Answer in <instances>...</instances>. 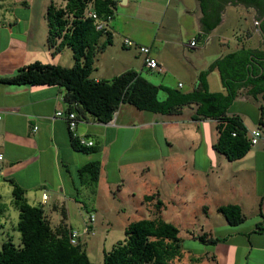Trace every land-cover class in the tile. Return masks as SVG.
<instances>
[{"label":"crops","instance_id":"crops-1","mask_svg":"<svg viewBox=\"0 0 264 264\" xmlns=\"http://www.w3.org/2000/svg\"><path fill=\"white\" fill-rule=\"evenodd\" d=\"M38 1L39 12L35 10L37 0H0V76L13 74L20 67L35 61L66 67L74 64L73 53L70 58L61 55H70L65 48L59 54L52 53L48 46L49 28L46 17L50 4L46 5V0H42V3L41 0ZM51 2L54 3V0ZM129 2L130 0H123L122 3ZM63 4L64 0L57 3L58 6ZM200 4L199 0V6ZM205 15L203 11L199 18L201 35L196 40L208 43L210 33L221 27L225 20L222 18L215 28L208 31L205 24L208 18ZM114 18L115 15L109 26L112 34L115 31L112 26ZM216 21V17H210L211 24H215ZM253 24L255 25L254 19ZM244 33L247 40L257 35L262 38L257 25L254 28L251 25ZM241 39L238 38L241 43L232 51L244 45ZM115 42L113 34L112 44L97 55L96 59L100 58V61L96 72L91 74L93 79L108 80L130 69L142 75L143 71L151 74L161 73L145 67L143 55L139 51L137 54L140 63L137 64L122 53L110 51ZM149 46L152 57L157 59L165 70L163 73H167L171 66L166 61V55L175 53L176 49L168 45L160 47L156 45V40ZM259 47L261 46L256 48ZM232 51L220 54L218 58L204 66L190 65L189 68L184 66L194 77L190 90H181L180 88L185 87L182 82L178 83L179 88L173 89L182 92L192 91L200 73L209 70L214 61ZM215 70L217 69L210 70L207 76L212 92L215 91L211 88L210 76ZM158 86L165 85L160 83ZM65 95L66 91L58 85L0 84V109L3 111V119L0 121V151L5 156L4 167L0 173V185L6 182L10 184L12 191L10 181L13 180L26 190L30 204H41L44 207L53 226L60 224L65 211L70 229H75L70 221L69 212L72 208L86 207L78 197L89 190V186L80 184L78 170L87 162L99 159L100 181L105 180L111 191L118 190L119 194L127 193L134 197V200L137 198L139 206H144L143 210H150L143 218H151L153 213L165 208L162 206V209L158 210L155 198L146 199V196L155 195L153 191L159 187L149 175L137 181L131 176V169L139 170L143 167L141 172L153 171V166L158 164L157 159L167 162V158L158 153L145 155L138 152L144 141L157 143L161 137L166 144L172 146L174 140L184 142L186 139L190 149L198 150V154L191 153L190 156L183 158L184 168L186 165L192 168V173L187 174L189 181L185 185L189 189H186V194L195 197L198 195L203 206L202 215L196 218L201 221L199 230H190L189 236L195 239L205 234L208 238L221 237L227 240L216 245L199 240L210 249L206 248L196 253L192 247L184 248L183 256L175 261L176 264H264V131L260 126L263 99L258 103V97H254L247 88H242L229 107L228 114L239 115L249 132L255 129L262 132V138L243 158L231 161L214 147L219 137L218 122L213 119L193 120L192 115L196 109L194 105L185 106L179 112L163 114L139 110L131 104H122L114 118L107 123L98 122L87 112L75 110L80 117L78 135L92 140L93 146L99 148L97 153L78 151L73 146L68 121L56 115L60 110H69ZM167 96L168 94L165 99ZM252 100L256 103L250 116L242 104ZM237 102L241 105L237 106ZM186 111L189 113L184 115ZM35 126L38 127L37 130L34 129ZM116 146L117 150L114 153ZM110 170L117 172V176L112 174L110 177ZM184 177L177 180L180 182ZM98 187L101 188V183ZM44 193L48 196L46 200L43 199ZM28 195L35 197L33 198L35 203L31 202ZM160 200L162 201L161 198ZM126 203L124 201L116 209L118 211L125 209L123 204ZM228 204L241 207L245 215V220L241 224L231 225L218 210L220 206ZM137 207L132 210L138 212ZM58 212L59 215L55 218L54 213ZM129 223L131 222H126L125 228ZM172 224L180 227L178 221L173 220ZM81 233L80 239L83 241L86 233L85 231Z\"/></svg>","mask_w":264,"mask_h":264},{"label":"trees","instance_id":"trees-1","mask_svg":"<svg viewBox=\"0 0 264 264\" xmlns=\"http://www.w3.org/2000/svg\"><path fill=\"white\" fill-rule=\"evenodd\" d=\"M207 15L208 31L221 21L225 3L236 2L253 7L259 13V24L264 32V0H200ZM117 0H64L62 6L51 2L47 8L49 28L48 43L52 53L70 48L74 64L66 67L58 64L35 61L17 69L13 74L0 76V84L58 85L66 91L65 100L69 110L87 112L98 122L107 123L122 104H131L139 110L170 114L179 112L185 106H195L193 120H216L219 137L215 149L229 160L243 158L253 146L249 130L239 115H229L228 109L247 88L254 96L264 101V37L259 48L245 44L235 51L214 61L209 70L200 73L194 89L182 92L168 86H158L140 72L130 69L113 78L95 80L91 77L95 69L97 55L112 44L113 34L107 30H97V20L88 16L94 10L99 17L114 15ZM216 17L211 24L210 17ZM208 21V22H207ZM260 33V32H259ZM261 34V33H260ZM262 35V34H261ZM106 36L105 39H102ZM219 69L224 92H212L209 88L208 73ZM159 90L167 92L165 100L158 97ZM260 126H264V104L261 105ZM76 150L97 153V146L86 147L72 138ZM101 172L99 159L87 162L78 170L82 186L98 187ZM12 203L18 210L15 229L20 233V243L12 239L3 242L0 249V264H98L91 260L85 241L74 245L70 241V227L67 214L63 211L59 225L53 226L41 204H30L26 190L10 181ZM95 192V190H93ZM153 196H146L152 199ZM160 210L161 200L156 204ZM86 208V207H85ZM233 225L245 220L238 205L228 204L218 209ZM90 213H92L90 211ZM180 229L160 216L131 222L125 228V237L104 250L101 264H176L183 256ZM198 239L206 244L216 245L226 238L202 234Z\"/></svg>","mask_w":264,"mask_h":264},{"label":"rangeland","instance_id":"rangeland-1","mask_svg":"<svg viewBox=\"0 0 264 264\" xmlns=\"http://www.w3.org/2000/svg\"><path fill=\"white\" fill-rule=\"evenodd\" d=\"M52 0H46V5L50 4ZM60 0H54L57 4ZM123 0H117L115 7V18L112 23L114 27L113 34L116 38L115 46L110 49L114 53H122L127 59L133 62L140 63V57L137 54L139 51L136 47L121 46V41L125 37H130L138 43V45H152L156 40V45L160 47L173 46L176 49L175 53H167L166 61L170 64L171 69L167 73H150L143 71V76L148 78L151 82L158 85L160 83L171 88H179L178 83L182 82L185 87L180 88L183 91L190 90L191 82L194 79L192 73L187 71L185 67L190 65L204 66L212 60L219 57L220 54L232 51L237 45H240L238 38H242L243 44L247 47L262 46L261 36L247 40L244 33L251 25L259 20V13L247 5L229 2L225 3L221 12V17L225 20L221 27L210 33V41L204 43L203 40L198 42L196 47H189L188 43L192 39H199L201 31L199 30V18L203 15L201 4L199 0H130L128 4L122 3ZM42 3V0H41ZM46 5L44 8H46ZM39 12V1L36 2V9ZM189 11H192L191 13ZM243 30V31H242ZM103 36L102 39H105ZM247 40V41H245ZM123 42V41H122ZM166 45V46H165ZM49 46V45H48ZM69 54H61L65 57H72L70 48H65ZM53 51V50H52ZM56 52L53 54H59ZM63 53V52H62ZM136 53V54H135ZM62 57V56H60ZM99 57V56H98ZM100 58L96 59L95 69L99 63ZM65 64L64 61H61ZM183 65V66H182ZM93 70V73L96 70ZM109 80V79H108ZM211 88L215 92L225 90L222 77L219 69L212 72L210 76ZM167 93L164 90H159L158 96L161 100L165 99ZM262 102L261 95L258 96V103ZM255 101L243 103L247 108L250 116L254 110ZM236 105H241L237 102ZM253 105V106H251ZM187 109V108H186ZM186 111L184 115H187ZM249 116V115H248ZM250 118V117H245ZM264 131V126H262ZM193 131V130H192ZM209 138V133L207 135ZM188 141L174 140L173 145L166 144L164 140L160 139L154 141H144L142 148L138 154H154L158 153L160 156L167 158V162L157 159L156 165L153 166V171L141 172L139 170L131 169V176L140 181L143 177L150 176L153 181H156L158 189H154L153 196L155 203L162 199L164 201V209L153 213L151 218L160 216L166 221L173 223L178 221L180 225L179 236L182 239V248L192 247L196 253L202 252L203 249H210L209 246L201 244L198 238H190V230H199L201 221L196 219L202 215L203 206L199 196H188L186 189H189L185 183L189 181L187 174L192 173L191 166L184 168L183 158L190 156L191 153H197L195 148L190 149ZM262 143V141H261ZM188 144V145H187ZM117 146L114 147V153ZM114 155V154H113ZM113 156L111 160H113ZM155 159V158H154ZM138 166V165H137ZM116 174L114 170H110V177ZM184 177V180L180 178ZM179 178V180H177ZM109 179V178H108ZM110 180V179H109ZM101 188L89 187L87 192L79 194V201L84 202L86 208H72L69 212L70 221L73 227L81 232L85 231L83 241L85 247L92 261L101 264L103 262L104 250H110L113 245L125 237L126 222H134L140 218L147 216L150 210H143L144 206H139L137 198L133 199L127 193L119 194L118 190H110L107 187L105 180L100 181ZM189 186V185H188ZM10 184L6 183L0 185V249L3 242L12 239L15 244L20 243V233L15 229L18 222L19 212L12 203V191ZM85 187H83L84 189ZM116 189V188H115ZM95 190V192L93 191ZM98 190L99 193L97 192ZM139 191V189H138ZM149 191V189H148ZM128 195V196H127ZM151 196V195H150ZM31 202L35 203L33 198L28 195ZM151 200V199H149ZM158 200V201H157ZM124 201L125 209H116ZM156 203V204H157ZM145 204V203H144ZM211 204V203H209ZM122 205V206H123ZM138 206V212L132 210ZM101 209H104L101 210ZM157 209V208H156ZM90 211L95 216L93 222L94 235L87 233V226L90 221ZM61 214V213H60ZM58 213H54V217H58ZM179 215V216H178ZM178 217V219H177ZM195 220L193 221L192 219ZM54 220V219H53ZM175 223V222H174ZM198 232V231H197ZM82 236V233H81Z\"/></svg>","mask_w":264,"mask_h":264},{"label":"built area","instance_id":"built-area-1","mask_svg":"<svg viewBox=\"0 0 264 264\" xmlns=\"http://www.w3.org/2000/svg\"><path fill=\"white\" fill-rule=\"evenodd\" d=\"M88 16L96 19L97 20V26H96L97 30H103V31L109 30L110 23L113 20L112 15H108L106 18H101L98 16V14L94 10L88 11ZM258 24H259V22L256 20L255 25H258ZM123 45L125 47H129V48L130 47H136L139 50V53L143 55V58H144L143 63H144L145 67H147L151 70H155L157 72H161V73H163L165 71L162 68V66L160 65V63L158 62V60L155 59L154 57H152L151 46L138 45L137 42H135L134 40H132L128 37L124 38ZM188 45H189V47L194 48L198 45V41L196 39H192L188 43ZM179 85L182 86V83H180ZM2 112L3 111L0 109V121L3 119ZM56 115L62 116L68 121V127L70 129L72 137L77 138L81 145L86 146V147H91L94 145V142L92 140H89L84 136L78 135L77 127H78V123L80 122V117L76 111H74V110L61 111L60 110L56 113ZM34 129L37 130L38 127L35 126ZM249 135L251 137V144L252 145H256L259 142V140L262 138V132L258 129L250 131ZM4 162H5V156L0 151V173H2V170L4 167ZM47 198H48L47 194L44 193L43 199L46 200ZM89 219H90V221H89L88 226H87L88 227L87 233L89 235H94V227H93V222L95 220L94 214L90 213ZM80 237H81L80 231L75 230V229L70 230V241L72 244H74V245L78 244Z\"/></svg>","mask_w":264,"mask_h":264},{"label":"water","instance_id":"water-1","mask_svg":"<svg viewBox=\"0 0 264 264\" xmlns=\"http://www.w3.org/2000/svg\"><path fill=\"white\" fill-rule=\"evenodd\" d=\"M263 20H264V16L262 17L261 22H262ZM258 31H259V32L262 34V36L264 37V32H263V29H262L261 26H259Z\"/></svg>","mask_w":264,"mask_h":264},{"label":"flooded vegetation","instance_id":"flooded-vegetation-1","mask_svg":"<svg viewBox=\"0 0 264 264\" xmlns=\"http://www.w3.org/2000/svg\"><path fill=\"white\" fill-rule=\"evenodd\" d=\"M242 4V3H241ZM251 8H253V7H251ZM253 9H255V8H253ZM264 16V15H263ZM262 19V18H261Z\"/></svg>","mask_w":264,"mask_h":264}]
</instances>
